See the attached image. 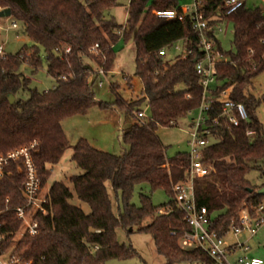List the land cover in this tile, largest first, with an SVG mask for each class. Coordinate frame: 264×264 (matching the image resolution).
Returning <instances> with one entry per match:
<instances>
[{
	"label": "trees",
	"instance_id": "trees-1",
	"mask_svg": "<svg viewBox=\"0 0 264 264\" xmlns=\"http://www.w3.org/2000/svg\"><path fill=\"white\" fill-rule=\"evenodd\" d=\"M201 1L199 11L206 18L223 14L234 33L235 52H224L221 41L215 39L224 60L215 66L218 86L214 95L229 90L231 99L243 104L249 115L239 127H231L223 119L212 127L218 142L203 152L211 174L194 184L197 205L208 211L209 230L225 237L239 224L243 209L255 216L264 206V195L258 193L264 188V124L255 113L264 98L249 94L253 79L264 71V10L255 4L249 7L247 2L226 16L223 0ZM119 6V0H0V7L11 9L12 17L21 22L33 43L0 59V154L36 143L33 159L43 190L50 167L70 148L63 121L87 113L95 104L94 66L103 67L107 74L114 71V46L120 39L132 40L135 45V76L143 92L136 101L100 103L103 110L125 111L132 121L122 136L129 150L115 156L80 140L73 147L71 160L82 173L70 178L72 189L63 182L51 185L46 192V214L35 216L39 223L35 236L23 233L15 216L14 209L26 201L22 195L24 176L13 165L11 176L0 181V233L8 234L6 247L17 244L22 258L32 264H104L132 258L136 251L121 244L117 235L118 230L129 233L131 228L153 238L166 264H215L200 248L181 247L183 235L191 228L174 199L173 187L187 180L189 153L168 158L167 148L157 136L159 128L178 127L179 121L202 103L194 62L199 57V37L190 15L180 21L154 14L167 10L181 13L179 0H129L125 25H118L108 15ZM218 23L213 21L214 26ZM181 40L187 41L194 55L177 57L170 64L160 51ZM68 48L71 50L66 53ZM42 52L48 74L56 82L45 92L30 89L29 80L20 72L24 62L33 72L41 68ZM23 91L30 92L27 100L17 98ZM111 92L117 94L115 85ZM10 95L15 97L13 104ZM143 102L148 103L151 114L141 122L134 113ZM217 104L213 116L220 110ZM248 130L254 135L247 136ZM252 171L259 173L260 185L248 180ZM144 185L165 192L169 201L157 207L151 196L140 193L141 206L137 207L132 198L136 188ZM108 186L121 200L116 211ZM74 196L89 206V214L71 204ZM148 219L151 222L144 225Z\"/></svg>",
	"mask_w": 264,
	"mask_h": 264
},
{
	"label": "built area",
	"instance_id": "built-area-1",
	"mask_svg": "<svg viewBox=\"0 0 264 264\" xmlns=\"http://www.w3.org/2000/svg\"><path fill=\"white\" fill-rule=\"evenodd\" d=\"M249 0H223V12L226 16L232 15L246 5ZM264 6V0H259ZM201 0H194L191 8L179 13L177 10L157 11L154 14L165 20L182 21L186 15L191 16L193 30L199 37V57L195 60V71L200 77V85L202 88V103L200 107L189 115H193L198 111V115L191 123V132L189 145L191 151L189 153L190 164L187 169V180L174 185V199L179 205L181 211L185 215L191 230L186 232L180 243L183 249L200 248L204 251L215 264H264V261L256 258H248L239 256L240 253L249 251L245 243H240L238 239L246 234L249 240L255 238L264 225V206H260L256 215H251L246 209L240 213L239 224L232 226L225 237H220L216 232L210 231L208 228L209 217L208 211L204 207H199L195 199V181L204 179L211 174V166L203 160V152L209 146L218 142V139L212 133V127L216 126L220 119H223L231 127H239L241 123L249 120L246 107L243 104L235 103L230 96L229 90L222 91L217 97L214 95L216 90L211 85L216 82L215 66L218 62L224 60V54L217 45L215 39L219 34L226 35L228 33L229 23L223 20L222 15L215 18H206L199 11ZM4 10L0 7V11ZM12 18V17H11ZM10 18L7 19V21ZM213 21L219 23L214 26ZM221 25L224 27L222 28ZM0 26V30H1ZM18 28L17 22L13 21L6 27V31ZM181 45L184 52L178 57L185 58L194 55V50L187 47V41L181 40L173 44L175 52H180ZM98 46L96 45L95 48ZM170 48L160 51L161 56H167ZM70 48L66 53L70 52ZM4 46H0V59H4ZM24 61L23 56L20 57ZM25 63V62H24ZM27 64V63H26ZM96 86L98 88L103 85L110 84L108 74L104 68L95 64ZM65 80V77L60 78ZM219 102L220 110L216 116L212 114L216 110ZM137 121L144 122L148 117L145 111L138 110L134 113ZM254 135L252 130L247 131V136ZM36 143H31L13 149L5 154H0V181L11 176V167L16 165L17 170L23 174L22 195L26 201L25 205L14 209L16 219L22 223V232L35 236L39 232V223L35 219L38 213L46 214V205L48 204L47 193L42 189L39 170L33 159V150ZM232 234L237 241L235 243H227L226 237ZM22 236V235H21ZM8 234L0 233V264H32L22 258L21 252L17 251V244L6 247Z\"/></svg>",
	"mask_w": 264,
	"mask_h": 264
},
{
	"label": "rangeland",
	"instance_id": "rangeland-1",
	"mask_svg": "<svg viewBox=\"0 0 264 264\" xmlns=\"http://www.w3.org/2000/svg\"><path fill=\"white\" fill-rule=\"evenodd\" d=\"M120 6L108 13L109 17L114 18L118 25H125L127 20V5L129 0H119ZM192 4L191 0H180V7L186 8ZM256 5L264 10L263 4L259 0H249L248 5ZM191 8V7H190ZM17 22L18 28L15 30L6 31V27L11 22ZM0 46H4L6 55H16L21 49L29 48L33 43L25 36L21 22L15 20L13 17L8 21L7 19H0ZM223 28L224 26L221 25ZM218 39L222 43L224 52H235L234 47V33L232 26H229L226 35L219 34ZM116 60L114 63V71L108 74L110 84H104L103 87H95L96 102L92 108L85 114L76 115L67 118L63 121L62 126L66 137L70 143V148L66 151L61 161L53 168L50 167L51 175L45 186L44 192H47L54 182H63L72 189L70 178L77 176L82 171L77 168L76 164L72 162L71 156L73 154V147L80 141L86 140L90 145L101 151L109 154L120 156L127 150L129 146L123 143V130L128 127L129 118L126 117V112L123 110H103L100 103H115L118 99H124L131 102L136 101L143 96L142 84L135 76V45L132 40L126 42L120 39L114 46ZM184 52V47L181 45L180 52H175L170 48L167 52V61L173 64L175 58ZM42 67L36 72L30 68L26 63H23L20 72L26 79L29 80V86L32 90L45 92L52 90L56 82L49 76L46 63V54L42 52ZM115 85L117 94L111 92V86ZM218 84L215 82L211 85L212 89L217 88ZM249 94L257 99L264 98V71L253 79L252 86L249 89ZM30 97L29 91L21 92L17 98L27 100ZM145 111L147 117L151 114V109L147 102H143L141 106L136 109ZM256 116L259 122L264 124V103L256 109ZM198 115V111L193 115L187 116L179 121L178 127L159 128L157 136L167 148L166 154L168 158L175 157L178 153H190L191 147L189 141L191 140V123ZM248 180L252 185H260L261 180L257 171H252L248 175ZM108 192L114 204V209L118 208L120 197L117 198L114 191L108 186ZM140 193L151 196L154 206H161L169 201L167 194L161 190L152 191L148 185L136 188L134 192L132 203L137 207L141 206ZM71 204L81 207L82 210L89 214L90 208L87 204L82 203L76 196L71 200ZM151 219L145 221L144 225H148ZM118 240L121 244L132 246L137 255L128 259H113L104 264H166L165 259L158 254L153 238L149 234L137 232L134 229L132 233H126L123 230L117 231ZM237 239L229 234L226 237L227 243H235ZM240 243H245L249 248L248 252L240 253L241 257L256 258L264 261V225L259 231L258 235L249 240L248 236L244 234L238 239Z\"/></svg>",
	"mask_w": 264,
	"mask_h": 264
},
{
	"label": "water",
	"instance_id": "water-1",
	"mask_svg": "<svg viewBox=\"0 0 264 264\" xmlns=\"http://www.w3.org/2000/svg\"><path fill=\"white\" fill-rule=\"evenodd\" d=\"M12 17V11L10 8L4 9L2 11H0V19H8ZM195 62V61H194ZM9 101L11 104H13L15 102V97L10 95L9 96ZM250 192H252L253 190H249ZM259 194L264 195V188L260 189L258 191ZM129 232L132 233L133 229H129Z\"/></svg>",
	"mask_w": 264,
	"mask_h": 264
},
{
	"label": "crops",
	"instance_id": "crops-1",
	"mask_svg": "<svg viewBox=\"0 0 264 264\" xmlns=\"http://www.w3.org/2000/svg\"><path fill=\"white\" fill-rule=\"evenodd\" d=\"M191 1H192V4H190V5H189L188 7H186V8H181V7H180L181 10H182V11H185L187 8L191 7V6L193 5V3H194V0H191ZM179 4H180V0H179ZM177 57H178V56H177ZM177 57H176V58H177ZM131 122H132V121H129L128 123L130 124ZM129 124H128V125H129Z\"/></svg>",
	"mask_w": 264,
	"mask_h": 264
}]
</instances>
